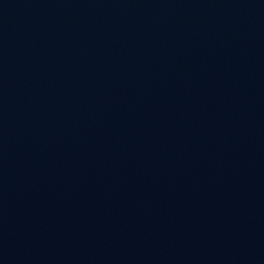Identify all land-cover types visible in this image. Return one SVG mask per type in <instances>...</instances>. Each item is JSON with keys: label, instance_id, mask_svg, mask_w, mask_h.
<instances>
[{"label": "water", "instance_id": "obj_1", "mask_svg": "<svg viewBox=\"0 0 264 264\" xmlns=\"http://www.w3.org/2000/svg\"><path fill=\"white\" fill-rule=\"evenodd\" d=\"M0 264H264V0H0Z\"/></svg>", "mask_w": 264, "mask_h": 264}]
</instances>
